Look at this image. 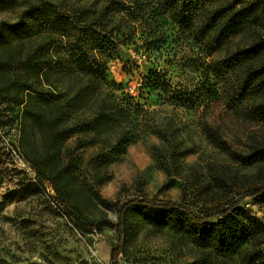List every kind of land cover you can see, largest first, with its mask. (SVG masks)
Wrapping results in <instances>:
<instances>
[{
	"label": "trees",
	"instance_id": "1",
	"mask_svg": "<svg viewBox=\"0 0 264 264\" xmlns=\"http://www.w3.org/2000/svg\"><path fill=\"white\" fill-rule=\"evenodd\" d=\"M19 1L0 0V10L12 9ZM25 2L16 20H0V96L21 107L23 154L42 182L53 186L63 203L89 220L81 207L84 200L118 210L119 242L112 253V264H122L128 244V216L132 212L182 231L191 243L212 249L218 255L240 257L243 264H264V218L241 205L249 196L264 203V186L205 213H198L184 201L149 198H135L119 208L95 186V182L110 177L109 164L126 154L139 127L157 132L163 139L168 136L162 123L155 120L157 117L152 119L150 108L134 98H120L115 92L117 84L109 81V61L120 58L121 45L134 41L144 55L156 56L163 43L156 33L170 23L196 34L203 45L200 59L211 58L219 66L221 76L236 75L242 63L264 52V40L256 41L259 26H264V2ZM149 4L151 9L147 7ZM119 14L122 17L117 20ZM150 22L156 25L143 26ZM138 32L142 33V44L134 40ZM247 37L249 41L235 49L236 41ZM242 74L243 79L237 77L235 82L236 100L247 98L255 87L264 92V69H245ZM62 78L70 81L66 89L57 83ZM175 78L152 67L142 76V88L159 96L163 104L192 108L201 98L197 89L188 80ZM256 108L264 120V94ZM32 131L40 135L41 149L31 141ZM72 140L77 141L74 148L69 145ZM164 143L163 147H155L157 161L172 174L173 168H177L176 158L187 155L189 149L177 148L176 144L171 148L166 140ZM90 147L99 148L98 155L88 173L80 176L75 151ZM170 152L172 155L168 156ZM112 223L106 217L94 222L98 229ZM4 263L0 259V264Z\"/></svg>",
	"mask_w": 264,
	"mask_h": 264
},
{
	"label": "rangeland",
	"instance_id": "2",
	"mask_svg": "<svg viewBox=\"0 0 264 264\" xmlns=\"http://www.w3.org/2000/svg\"><path fill=\"white\" fill-rule=\"evenodd\" d=\"M63 1L82 4L94 0ZM25 6V0H20L14 8L0 10V20H16ZM149 25L156 24H143ZM156 34L163 42L156 56L144 55L129 41L121 45L120 58L109 61L108 79L117 84L115 92L120 98H134L150 108L152 119L157 117L168 136L163 139L139 127L126 154L109 164L110 177L95 182L102 196L119 208L135 198H149L184 201L205 213L264 186V120L256 108L264 92L255 87L247 98L235 99L236 78L243 79L245 69H264V52L242 63L236 75L223 77L211 58L200 59L203 45L193 32L167 23ZM141 36L138 32L134 40L142 44ZM256 39L264 40V26H259ZM248 41V37L238 39L235 49ZM152 67L188 80L201 97L197 104L190 109L163 104L159 96L143 89L142 76ZM57 83L66 89L70 81L62 78ZM21 119V107L0 96V259L4 264H112L119 242L118 210L84 200L81 207L89 220L63 203L23 154ZM164 140L171 148L176 144L189 149L187 155L176 158L172 174L157 161L155 147H163ZM31 141L41 149L37 131L31 132ZM76 142L72 140L70 147ZM75 152L80 161L78 173L84 176L99 148ZM241 205L264 218V203L255 197H246ZM102 217L112 225L96 228L94 222ZM127 226L122 264H243L240 257H224L197 246L184 232L151 222L138 212L128 216Z\"/></svg>",
	"mask_w": 264,
	"mask_h": 264
}]
</instances>
